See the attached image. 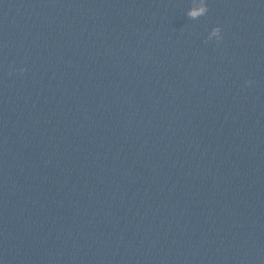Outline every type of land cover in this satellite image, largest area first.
<instances>
[{
    "label": "clouds",
    "instance_id": "obj_1",
    "mask_svg": "<svg viewBox=\"0 0 264 264\" xmlns=\"http://www.w3.org/2000/svg\"><path fill=\"white\" fill-rule=\"evenodd\" d=\"M206 11H207V7L203 4H201L199 7H195L193 9H191L189 11L188 15L192 18H196V17H199L201 15H204L206 13ZM218 31H219V29H214L213 34H215Z\"/></svg>",
    "mask_w": 264,
    "mask_h": 264
}]
</instances>
